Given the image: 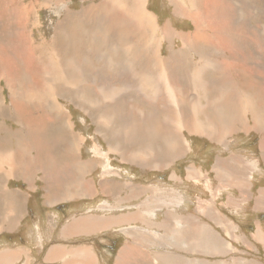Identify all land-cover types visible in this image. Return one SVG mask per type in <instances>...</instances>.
I'll use <instances>...</instances> for the list:
<instances>
[{"label":"rangeland","instance_id":"1","mask_svg":"<svg viewBox=\"0 0 264 264\" xmlns=\"http://www.w3.org/2000/svg\"><path fill=\"white\" fill-rule=\"evenodd\" d=\"M150 2L149 8L156 13L161 25L155 37L159 40L162 55L169 60L166 64L167 77L183 99L192 98L195 101L188 103L181 100L179 112L168 99L163 97L162 100L155 89L160 86L157 80L160 71L159 68L147 66L146 60L151 55L142 51L144 44L134 45V50L127 48L138 35H143L140 25L128 18H121L116 23L115 31L102 39L101 29L106 30L105 18L99 15L102 19L91 18L89 22L86 16L92 0H0V217H4L3 205L11 196L24 205L27 215V190L37 188V183L45 200L53 199L58 191H64L68 183L76 179L78 188L80 183L88 186L86 192L71 188L66 192L80 198L100 189L96 202H93L99 203L111 198L114 193H107L108 190H116L121 180L125 183L129 176H137V184L147 183L152 188L156 184L153 182L156 176H190L192 167L198 170L203 168L205 173L218 176L215 166L220 157L225 160L241 156L248 158L249 162L246 160L245 165L235 162L237 168L233 176H254L253 196L251 203H248L252 204V211H246L249 215H245V210L230 215L237 222L247 217L246 226L250 227L247 231L251 235L248 237L258 246L249 251L264 252L262 244L257 243L260 241L258 235L255 234L257 240L252 237L256 230L261 229L258 223L262 224L264 230V207L257 206L256 198L257 188L259 191L264 187V0H221L219 8L227 14L219 17L218 29L210 32L211 37L204 40L192 35L196 27L194 19L177 16L171 0ZM202 17L205 19L206 16L202 13ZM166 25L168 31L164 33L162 27ZM93 28L100 29V33L93 36L94 39L88 33ZM148 34L151 38L152 35ZM126 48L136 56L128 58ZM138 56L141 58L135 60ZM30 58L33 60L29 62L27 59ZM127 62L141 71L144 75L142 80H134L128 75L117 78L120 70L127 68ZM28 66L32 68L28 69ZM38 71L39 74H35ZM123 80L136 82L142 88L126 91ZM111 81L116 92L117 85L122 87L117 99L112 100ZM99 88L105 90L104 94L98 92ZM29 93L36 98L43 97L45 101L34 106V101L27 102L25 98ZM224 94L225 97L218 103V98ZM105 97L108 99L105 100ZM53 102L59 108H55ZM240 103H243L248 119L252 113H259L263 122L259 127L255 126L256 129L247 132L239 131L242 129L238 125ZM205 107L209 112L204 114ZM225 110L233 115L226 143L215 142L206 135L192 134L186 128L191 123H209V119L220 127L221 115L229 118ZM120 114L123 118H120ZM103 120H108V123L105 124ZM134 122L140 123L141 130L131 132V135L125 134L124 137V130ZM178 122L180 127L173 132L171 124L177 125ZM179 130L184 144L185 140L187 143L186 148H181V152L176 154L174 150L180 143V139H177ZM69 132L78 140L76 163L87 161L88 169L69 167L74 165L72 152L69 153L72 149L65 143ZM23 139L29 141L32 161L28 163H22L20 156H13L21 150L19 140L23 142ZM159 146L162 151L158 150ZM133 152L144 154V162L128 159ZM22 159L26 160L23 156ZM21 173L25 174L15 175ZM192 177H196V181L207 182L210 176ZM212 179L217 182L216 178ZM169 180L167 178L168 183ZM184 180V186L189 189L192 181L185 177ZM128 189L125 186V190ZM219 201H222V197ZM59 209L63 210V206H59ZM16 211L15 204L8 206L12 221L18 219ZM26 215L19 217L16 229L0 232V250L6 246L16 250L23 246L21 240L35 246L38 235L33 222L38 217H52L53 210L30 212L28 219L24 218ZM12 230L14 233L8 235ZM248 247L241 245L238 249L248 251ZM14 256L15 253L6 256L11 264H36L26 259H15ZM5 258L0 256L2 264Z\"/></svg>","mask_w":264,"mask_h":264},{"label":"crops","instance_id":"2","mask_svg":"<svg viewBox=\"0 0 264 264\" xmlns=\"http://www.w3.org/2000/svg\"><path fill=\"white\" fill-rule=\"evenodd\" d=\"M92 1L93 5L98 8L96 18L103 16L105 21L107 20L106 23H110L106 28L113 30L112 33L115 31L116 23L121 18L130 17L129 20H135L134 23H139L138 25L144 27L143 35H138L136 41L128 45V49L134 50V45L137 46L144 42L145 48L142 51L152 56L155 55L159 59L166 58L162 55L159 40L155 37L161 29V25L156 13L149 8V3L151 5L150 0H140V3L139 0H124L125 2L123 0ZM97 1L99 2L97 3ZM220 2L221 0H211V2L210 0H197V5L204 16L217 21L220 16L227 14V12L220 10ZM24 8L27 9L26 6ZM131 8H133V12ZM89 9L86 11L88 12ZM179 17L183 18L184 16ZM184 18L188 19V17ZM162 28H164V33L168 31V25ZM97 29L99 28H93L88 32L92 39H94L95 34L98 35ZM148 33L152 35L151 38L148 37ZM101 38L105 39L104 36H101ZM127 48L126 54L128 57L129 50ZM140 58L138 56L135 60ZM168 61L167 59L164 63L166 67ZM126 66L127 68L120 70L121 76L128 75L131 78L134 77V80L144 78L141 71L136 70L137 67L134 66L133 68V65L129 62L126 63ZM152 67L157 68V66ZM166 67L161 70L160 74L161 77L163 76L164 81L168 78V81L171 82L170 78L167 77ZM164 81L157 88L162 98L164 97L162 92ZM124 83L126 91L142 88V85L138 86L136 82L130 80H125ZM112 84L111 81L110 88L113 91L111 100L117 99V93L122 88L118 85V91L116 92V89L111 86ZM225 94L218 99L224 98ZM28 100H34V106L45 101L44 98L42 100L41 97L36 98L34 96L28 98ZM227 112L228 110H226ZM227 115L228 119L221 115V125L223 123H228V125L231 122L233 123L231 112L229 111ZM120 118H123V115L120 114ZM248 118L247 116V125L242 123L244 117L240 118L238 125L242 129H239V131H245L244 126H248L250 129L255 128L256 123L253 117ZM103 121L105 124L108 123V120ZM137 123L134 122L133 125L138 126L140 129L141 125ZM133 125L131 124L124 130V137H126L125 134L132 132L131 127ZM199 125L203 130L208 129L205 123ZM69 134V137L65 139L64 136V139L67 147L72 149L69 151V153L72 152V164L76 165L69 167L81 166L83 169H88L87 161L76 163L78 140L72 132H69ZM23 140V142L19 140L21 146L19 153H21L22 147L26 149V163H28L32 161L29 141ZM218 143H226V140ZM19 153L13 154L14 158ZM246 160L248 161V158L245 159L241 156H232L225 160L220 157L218 165L215 166L218 176L210 172L205 173L203 168L198 170L194 167L190 170V176H156L155 180L153 179L156 184H153L152 188L148 187L147 183L137 184L135 182L137 176H129V180L125 183L122 182L123 179L121 180V184L117 186L116 190H108L107 193H114L111 198L99 203L93 202H96L100 189L91 195L80 198L66 192L69 188L74 191L84 190L86 192L88 186L80 183L78 188L76 179L68 183L64 191H58V195L54 196L53 199L48 198L45 200H43L42 189L37 183L35 185L37 188L27 190V215L25 214L24 205L16 202L13 196L9 201L5 200V205H3L5 215L0 217V232L16 229L18 226V219L12 221L9 218L8 206L12 203L16 206L18 218L26 215L24 218L28 219L31 216L30 212L34 214L47 209L53 210V216L38 217L33 222L36 225L38 235L35 246H30L26 241L21 240L23 246L16 250H12L10 248L12 246L3 247L0 250V256L5 258L7 255L15 253V259H26L34 261L36 264H264V252L249 251L251 248L255 250L258 246L248 237L250 232L247 230L250 227L246 226L247 217H244L243 221L237 222L238 220L233 219L230 215L233 212L242 213L243 211L240 210H245V215H249L246 211L252 209V204L248 203H251L253 196L254 183L252 179L254 176H247L248 174L233 176V171L237 168L235 162L239 161L245 165ZM20 161L23 163L22 160ZM23 174L25 173L15 175L21 176ZM192 176L210 177L209 181L202 182L201 180H194L196 177L193 179ZM211 176L216 178L217 182H214ZM184 177L192 181L189 189L184 186L186 184ZM167 178L170 179L169 183ZM258 182L261 183V179ZM125 186L129 187V191L125 190ZM258 188L256 191L258 192L256 196L258 198L257 206L263 208L264 187L260 188L259 191ZM220 197H222V201H219ZM122 200L124 201L122 202ZM59 206H63V210H60ZM258 224L261 229L256 230L252 237L257 240L256 235H258L260 241H257V243L264 245V230L262 224ZM238 230H243V232ZM12 233H14V230L7 234ZM241 245L249 246L248 251L238 249ZM262 245L261 248L264 250ZM7 259L8 257L4 259L3 264H11L10 260ZM0 264H2L1 261Z\"/></svg>","mask_w":264,"mask_h":264},{"label":"bare ground","instance_id":"3","mask_svg":"<svg viewBox=\"0 0 264 264\" xmlns=\"http://www.w3.org/2000/svg\"><path fill=\"white\" fill-rule=\"evenodd\" d=\"M100 1H102V0H100ZM124 1V0H123ZM125 1H127V0H125ZM124 1V2H125ZM130 1V0H129ZM137 1V0H136ZM170 1V0H169ZM171 2L173 3V5H175V8H176V11L178 12L177 14L179 15V16H184V17H190V18H193L194 19V21H195V32L192 34V35H194V37H199L200 38V40H204L205 38H207V37H209L210 36V32H215L217 29H218V25H217V21H215L213 18H206L205 17V19L202 17V13L200 12V9L197 7V5H196V0H192V2L190 3L189 2V0H171ZM210 2H211V0H210ZM138 3V2H137ZM139 3H140V0H139ZM146 3V2H145ZM100 4V3H99ZM128 4V3H127ZM199 4V3H198ZM119 5V4H118ZM131 5H132V3H131ZM124 6V5H123ZM202 6V5H201ZM214 6V5H213ZM104 7V6H103ZM107 7V6H106ZM132 7L134 8V6L132 5ZM113 8V7H112ZM133 8H131V11L133 12ZM204 8V7H203ZM98 8H96V5H91V7H90V9L88 10V12H87V15L86 16H88V20H89V22H91V18H96V10H97ZM106 9V8H105ZM116 10H117V8H115ZM137 9H138V7H137ZM123 10V9H122ZM141 10V9H140ZM204 10V9H203ZM104 11V10H103ZM102 11V12H103ZM108 11V10H107ZM126 11H127V8H126ZM112 12H114V11H112ZM123 12V11H122ZM128 12V11H127ZM137 13V12H136ZM204 13H205V11H204ZM208 13V12H207ZM102 14V13H101ZM105 14V13H104ZM106 14H108V13H106ZM135 15V14H134ZM140 15V14H139ZM209 15H210V13H209ZM131 16V15H130ZM111 17V16H110ZM118 17V16H117ZM133 17V16H132ZM183 17V18H184ZM231 17V16H230ZM128 18H130V17H128ZM95 20V19H94ZM144 20V19H143ZM107 21V20H106ZM135 21V20H134ZM133 21V22H134ZM146 21V20H145ZM69 22V21H68ZM152 22V21H151ZM85 23V22H84ZM138 23V22H137ZM143 23H144V21H143ZM156 23V22H155ZM88 24V23H87ZM93 24V23H92ZM110 24V23H109ZM108 23H106V26H108L109 25ZM139 24V23H138ZM141 24V23H140ZM152 24V23H151ZM150 24V25H151ZM66 25V24H65ZM74 26V25H73ZM151 27V26H150ZM73 28V27H72ZM144 28V27H143ZM156 28V27H155ZM146 29V28H145ZM150 29V28H149ZM95 31V30H94ZM113 31V30H112ZM112 31L109 29V28H106V30H102L101 29V36H106L108 33H112ZM98 34L100 33V29H97V31H96ZM220 32V31H219ZM228 32V31H227ZM226 32V33H227ZM217 34H218V32H216ZM92 34V33H91ZM90 34V35H91ZM96 35V34H95ZM213 35V34H212ZM219 35V34H218ZM211 37V36H210ZM71 38V37H70ZM66 39V38H65ZM144 39V38H143ZM190 39H191V37H190ZM208 39V38H207ZM69 40V39H68ZM208 41V40H207ZM192 42V41H191ZM199 42V41H198ZM212 42V41H211ZM150 43V42H149ZM197 43V42H196ZM143 44H144V42H143ZM152 44V43H151ZM212 44V43H211ZM228 44V43H227ZM147 45H149V44H147ZM198 45V44H197ZM204 45V44H203ZM221 45V44H220ZM205 47V46H204ZM209 47V46H208ZM221 47H222V45H221ZM150 48V47H149ZM201 48V47H200ZM203 48V47H202ZM213 49V48H212ZM211 49V50H212ZM103 50V49H102ZM200 50V49H199ZM200 52V51H199ZM206 52V51H205ZM15 54V53H14ZM205 54V53H204ZM40 55V54H39ZM200 55H201V53H200ZM206 55H207V53H206ZM31 56V55H30ZM35 56V55H34ZM42 56V55H41ZM128 56L129 57H135L136 55L131 51V50H129V53H128ZM28 58V57H27ZM26 59V58H25ZM31 59L33 60V58H30V59H27L28 61L30 60L31 61ZM40 59V58H39ZM165 59H167V58H165ZM45 60V59H44ZM5 61V60H4ZM29 61V62H30ZM35 61V60H34ZM65 61V60H64ZM165 61L166 60H164V59H159V57H155V55L154 56H149L148 58H147V60H146V62H147V66H149V67H152V66H157V68H159V71L161 72V70L164 68L165 69ZM41 62V61H40ZM42 63V62H41ZM50 63V62H49ZM57 63V62H56ZM2 64V63H1ZM4 64V63H3ZM70 64V63H69ZM29 65H31V64H29ZM43 65V64H42ZM21 67V66H20ZM31 68H32V66H30ZM29 66H28V69L30 68ZM34 67V66H33ZM43 67V66H42ZM133 68H134V66H132ZM3 68H5V67H3ZM2 68V69H3ZM27 68V67H26ZM54 69V68H53ZM87 69V68H86ZM232 69V68H231ZM32 70V69H31ZM56 70V69H55ZM62 70V69H61ZM131 70V69H130ZM137 70V69H136ZM8 71V70H7ZM13 71V70H12ZM33 71H34V69H33ZM45 71V70H44ZM139 71V70H138ZM22 72V71H21ZM36 72H37V70H36ZM35 72V74H39V71H38V73H36ZM117 72V71H116ZM32 73V72H31ZM75 73V72H74ZM134 73V72H133ZM27 74V73H26ZM53 74V73H52ZM62 74V73H61ZM14 75V74H13ZM31 75V74H30ZM119 76H117V78L118 77H120L122 74H121V72L118 74ZM143 75V74H142ZM148 75H150V74H148ZM163 75V74H162ZM257 75V74H256ZM8 76V75H7ZM17 76V75H16ZM32 76V75H31ZM63 76V75H62ZM61 76V77H62ZM70 76V75H69ZM75 76V75H74ZM209 76V75H208ZM37 77V76H36ZM35 77V78H36ZM40 77V76H39ZM76 77V76H75ZM163 77V76H162ZM162 77H161V74H160V76H159V78H157V80L159 81V83H161L162 81H164L163 79H162ZM28 78V77H27ZM33 78H34V75H33ZM114 77H112V79H113ZM3 79V78H2ZM45 79V78H44ZM56 79V78H55ZM188 79V78H187ZM263 79V78H262ZM10 80V79H9ZM78 80V79H77ZM103 80V79H102ZM167 80H168V78H167ZM190 80V79H189ZM192 80V79H191ZM190 80V82H192ZM30 81V80H29ZM34 81H35V79H34ZM72 81V80H71ZM74 81V80H73ZM84 81V80H83ZM106 81V80H105ZM22 82V81H21ZM78 82H80V81H78ZM124 82H125V80H124ZM123 82V83H124ZM46 84V83H45ZM70 84V83H69ZM79 84V83H78ZM84 84V83H83ZM125 84V83H124ZM133 84V83H132ZM187 84H189V83H187ZM192 84V83H191ZM194 84V83H193ZM81 85V84H80ZM104 85H106V84H104ZM160 85V84H159ZM214 85V84H213ZM42 86H44V85H42ZM49 86V85H48ZM83 86V85H82ZM118 86V85H117ZM129 86V85H128ZM181 86V85H180ZM187 86V85H186ZM212 86V85H211ZM263 86V85H262ZM78 87V86H77ZM126 87V86H125ZM110 88V87H109ZM118 88V87H117ZM190 88V87H189ZM188 89V88H187ZM223 89V88H222ZM110 90V89H109ZM156 90H157V88H156ZM181 90V89H180ZM191 90H193V89H191ZM211 90H212V87H211ZM116 91V90H115ZM182 91V90H181ZM229 90H227V91H225L226 93L228 92ZM39 92V91H38ZM37 92V93H38ZM98 92L99 93H101V94H104V92H105V90L104 89H102V88H99L98 89ZM111 92H113L112 91V89H111ZM162 92H163V94H164V97L166 98V99H168L167 101H170V103H172V105L176 108V112H179V110H180V107H179V105H180V102H181V100L183 101V100H186L188 103H195V101H194V99H192V98H190V99H183L179 94H180V92H178V91H175L174 89H173V84H171V82H169V81H164V86L162 87ZM188 92V91H187ZM190 92V91H189ZM188 92V93H189ZM159 93V92H158ZM182 93H184V92H182ZM215 93V92H214ZM190 95L192 94V93H189ZM160 95V94H159ZM183 95V94H182ZM32 94H26V96H25V98L26 99H28V98H32ZM212 96V95H211ZM211 96L210 97H208V98H211ZM19 97H23L22 95H19ZM28 97V98H27ZM196 97V96H195ZM42 100H43V97L41 98ZM107 99V97H105V100ZM163 99V98H162ZM41 100V101H42ZM104 100V99H103ZM196 100V99H195ZM241 100V99H240ZM29 100H27V102H28ZM34 101V100H33ZM218 102H220L221 100H217ZM101 102V101H100ZM106 102V101H105ZM101 104H102V102H101ZM111 104H113V103H111ZM201 104V103H200ZM54 105H55V108H56V106H58L56 103H54ZM107 105V104H106ZM23 106V105H22ZM191 106H192V104H191ZM208 106H211V105H208ZM249 106V105H248ZM58 108H59V106H58ZM199 108V107H198ZM205 108H207V107H205ZM248 108V107H247ZM54 109V108H53ZM211 109V108H210ZM55 110V109H54ZM53 110V111H54ZM58 110V109H57ZM249 110V109H248ZM100 111V110H99ZM206 111V112H205ZM214 111H216V110H214ZM226 111V110H225ZM238 111H240L239 112V116H240V118L241 117H244V119L242 120V123L244 124V125H247V116H245V112H244V110H243V103H240L239 104V107H238ZM253 111V110H252ZM95 112V111H94ZM207 112H209V109L207 108L206 110H204V114L205 113H207ZM253 115H252V117H253V119L255 120V123H256V126H260L263 122H262V120L260 119V117H259V113L256 111V112H254V113H252ZM122 115V114H121ZM171 115V114H170ZM186 115V114H185ZM187 116V115H186ZM192 116V115H191ZM30 117H31V115H30ZM36 117V116H35ZM33 119V118H32ZM55 119V118H54ZM193 121H195L194 120V118L192 117L191 118ZM197 119V118H196ZM246 119V120H245ZM30 120V119H29ZM34 121H36L35 119H34ZM208 121V120H207ZM39 123V122H38ZM63 124V123H62ZM65 124V123H64ZM70 124V123H69ZM138 124V123H137ZM189 124V123H188ZM206 125H207V127H208V129L207 130H203L201 127H200V125H198V124H193V123H191V124H189L188 125V127H186L185 125V127L192 133V134H199V135H206V137L208 136L209 138H212L215 142H224L229 136V131H231L230 130V128H229V125H228V123H223L220 127L219 126H216L214 123H212L211 121H210V119H209V123H205ZM133 125V124H132ZM64 126V125H63ZM172 126V131L173 132H175V129H176V127H177V129L180 127V124L179 123H177V125H171ZM183 127V126H182ZM181 127V128H182ZM45 128H46V126H45ZM132 128V132H136V131H138L139 130V127L138 126H134L133 125V127H131ZM169 128V127H168ZM183 129V128H182ZM244 129H245V131H248V130H250V127H248V126H244ZM33 132V131H32ZM178 134H179V136L177 137V139H180V143H179V145L175 148V150H174V147H172L173 148V150L176 152V154H178V151H180L181 150V148H186V143H187V141L185 140V144H184V139H183V136H182V134L180 133V130H179V132H177ZM128 135H131V132L130 133H127ZM177 134V135H178ZM189 134V133H188ZM232 135H233V133H231ZM58 135V134H57ZM133 135V134H132ZM175 136V135H174ZM118 138V137H117ZM169 138H171V140H172V137H170L169 136ZM154 139V138H153ZM155 140V139H154ZM175 140V139H174ZM177 141V140H176ZM190 141H191V139H190ZM129 143V142H128ZM169 143H170V141H169ZM173 143V142H172ZM183 143V144H182ZM24 144V143H23ZM127 144V143H126ZM158 144V143H157ZM165 144H167V143H165ZM191 144V143H190ZM189 144V145H190ZM174 145V144H173ZM155 146V145H154ZM158 146V145H157ZM162 146H164V145H162ZM172 146V145H171ZM168 147H169V145H168ZM25 148V147H24ZM155 149V148H154ZM153 149V150H154ZM160 146H159V151H160ZM166 149V148H165ZM151 150V149H150ZM193 150V149H192ZM161 151H162V149H161ZM164 151V150H163ZM168 150H165V152H167ZM170 151V150H169ZM174 151H173V153H174ZM182 151H183V149H182ZM185 151V150H184ZM158 152V151H157ZM181 152V151H180ZM142 153V152H141ZM144 153V152H143ZM172 153V152H171ZM170 153V154H171ZM183 153V152H182ZM151 154V153H150ZM153 154H154V152H153ZM152 154V155H153ZM160 154V153H159ZM168 153H165V155H167ZM185 154V153H184ZM144 155V154H143ZM143 155H141L139 152L137 153H135V152H133V154L132 155H129V157H128V159L129 158H132V159H134V160H137V161H140V162H144V160H145V158L143 157ZM164 155V154H163ZM172 155V154H171ZM174 155H175V153H174ZM174 155H173V157H174ZM18 156H20V160H22L23 161V163H26V161H27V154H26V149H23L22 151H21V153H19L18 154ZM22 156L26 159V160H23L22 159ZM28 156H29V154H28ZM145 156V155H144ZM154 156V155H153ZM156 156V155H155ZM176 157H177V155H175ZM127 157H125L126 159H127ZM146 157V156H145ZM170 158H171V156H170ZM168 159H169V157H168ZM172 159V158H171ZM125 160V159H124ZM148 160V159H147ZM11 161V160H10ZM129 161V160H128ZM133 161V160H132ZM148 162V161H147ZM167 162V161H166ZM171 162H172V160H171ZM170 163V162H169ZM16 165V164H15ZM81 167V166H80ZM84 175V174H83ZM79 190V189H78ZM122 199V198H121ZM124 200H122V202H123ZM16 207V206H15ZM21 207V206H20ZM90 207V206H89ZM14 209V208H13ZM12 211V210H11ZM10 211V212H11ZM14 211V210H13ZM19 211V210H18ZM11 217V216H10ZM9 217V218H10ZM89 217H91V216H89ZM8 218V217H7ZM8 218V219H9ZM7 219V220H8ZM12 219H13V216H12ZM16 219V218H15ZM19 219V218H18ZM95 219V218H94ZM97 221H98V219H96ZM100 223V222H99ZM101 223H103V221H101ZM18 227V226H17ZM68 229V228H67Z\"/></svg>","mask_w":264,"mask_h":264}]
</instances>
